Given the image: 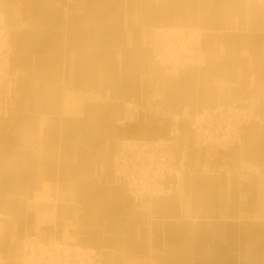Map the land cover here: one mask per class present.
<instances>
[{
  "label": "crops",
  "instance_id": "obj_1",
  "mask_svg": "<svg viewBox=\"0 0 264 264\" xmlns=\"http://www.w3.org/2000/svg\"><path fill=\"white\" fill-rule=\"evenodd\" d=\"M0 15L23 74L17 117L0 118V214L12 217L3 256L19 263L22 239L37 234L102 249L103 264H264V181L256 176L185 178L178 194L151 206L112 184L120 141L168 136V121L151 112L119 124L123 102L146 103L159 82L147 47L156 28L204 31L207 64L165 82L169 111L251 100L264 116V0H0ZM176 150L190 169L222 165L195 147L186 123ZM226 156L231 168L264 171V127H247ZM55 183L64 202L51 212L36 202Z\"/></svg>",
  "mask_w": 264,
  "mask_h": 264
},
{
  "label": "built area",
  "instance_id": "obj_2",
  "mask_svg": "<svg viewBox=\"0 0 264 264\" xmlns=\"http://www.w3.org/2000/svg\"><path fill=\"white\" fill-rule=\"evenodd\" d=\"M204 31L197 27H159L153 31L152 42L147 45L158 62L161 73L159 82L152 85V92L144 104L124 101L121 126L136 122L141 113L151 112L168 121V136L156 141L122 140L113 158L115 186L123 188L126 195L139 204H149L160 198L176 195L180 180H193L197 176L236 178L240 183L254 175L264 181V171L257 165L243 162L236 168L227 165L226 154L231 148L241 146L245 129L250 125L264 127V116L257 101H238L204 109L194 115H178L165 104V82L176 78L189 68L200 69L207 64L203 50ZM14 50L12 29L0 15V118H15L18 115V90L23 78L19 69L12 65ZM234 88L233 83H225ZM109 97V95H108ZM181 123H186L195 135V147L207 149L213 159H221L222 165L215 168H188L179 157L176 143L181 136ZM176 182L168 185V180ZM64 202L60 184H53L42 202L53 212ZM11 216L0 214V241L5 237L6 222ZM23 255L17 264H103L102 249L64 244L60 241H43L37 234L22 239ZM0 264H12L10 258L0 253Z\"/></svg>",
  "mask_w": 264,
  "mask_h": 264
},
{
  "label": "rangeland",
  "instance_id": "obj_3",
  "mask_svg": "<svg viewBox=\"0 0 264 264\" xmlns=\"http://www.w3.org/2000/svg\"><path fill=\"white\" fill-rule=\"evenodd\" d=\"M22 72V71H21ZM22 80V79H21ZM112 184H113V182H112ZM114 185V184H113ZM115 186V185H114ZM125 192V191H124ZM134 200V199H133ZM149 205V204H148Z\"/></svg>",
  "mask_w": 264,
  "mask_h": 264
}]
</instances>
